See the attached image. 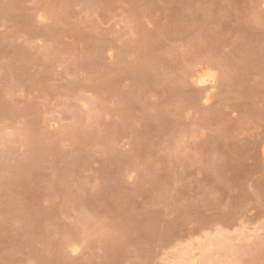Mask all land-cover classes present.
Returning <instances> with one entry per match:
<instances>
[{
  "label": "rangeland",
  "instance_id": "rangeland-1",
  "mask_svg": "<svg viewBox=\"0 0 264 264\" xmlns=\"http://www.w3.org/2000/svg\"><path fill=\"white\" fill-rule=\"evenodd\" d=\"M218 234L216 264H264V0H0V264Z\"/></svg>",
  "mask_w": 264,
  "mask_h": 264
},
{
  "label": "bare ground",
  "instance_id": "bare-ground-1",
  "mask_svg": "<svg viewBox=\"0 0 264 264\" xmlns=\"http://www.w3.org/2000/svg\"><path fill=\"white\" fill-rule=\"evenodd\" d=\"M203 64L208 65V63H206V64L203 63ZM208 66L209 67L203 68L202 70L198 71L195 75L196 76L195 77L196 82L198 84H200V86L201 85L205 86L208 84L211 86V84L214 85L217 81V75H216L215 71L212 69V67L210 65H208ZM213 85L211 86V88L213 87ZM208 90H210V89H208ZM205 95H206V93H205ZM206 96H207L206 99H208V94ZM220 236H221V234H218V236L216 238H214L215 239L214 241H212V242L209 241L210 243L207 244V246L203 245V246H200L199 248L197 247L199 249V251H197V252H195L196 248H194V247H193L194 249H191V250L188 249L189 251L188 250H186V251L182 250L180 253L177 254V257H175L176 259L174 260L173 264H216L217 261L213 260L212 252H213V250L218 248L219 245H222V242H224V241H222L223 238H220ZM72 243H74V242H72ZM224 244H226V242ZM70 245H71L73 251L77 250L75 247H73L74 244L73 245L70 244Z\"/></svg>",
  "mask_w": 264,
  "mask_h": 264
}]
</instances>
